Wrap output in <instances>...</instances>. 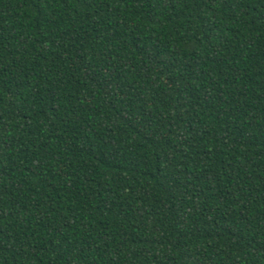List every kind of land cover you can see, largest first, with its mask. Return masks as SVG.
<instances>
[{
	"label": "trees",
	"instance_id": "1",
	"mask_svg": "<svg viewBox=\"0 0 264 264\" xmlns=\"http://www.w3.org/2000/svg\"><path fill=\"white\" fill-rule=\"evenodd\" d=\"M0 264H264V0H0Z\"/></svg>",
	"mask_w": 264,
	"mask_h": 264
}]
</instances>
